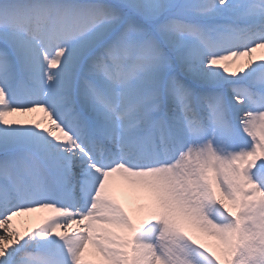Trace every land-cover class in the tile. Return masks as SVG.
<instances>
[{"label":"snow or ice","instance_id":"obj_1","mask_svg":"<svg viewBox=\"0 0 264 264\" xmlns=\"http://www.w3.org/2000/svg\"><path fill=\"white\" fill-rule=\"evenodd\" d=\"M0 264H264V0H0Z\"/></svg>","mask_w":264,"mask_h":264}]
</instances>
